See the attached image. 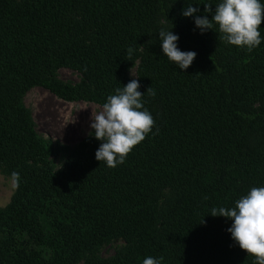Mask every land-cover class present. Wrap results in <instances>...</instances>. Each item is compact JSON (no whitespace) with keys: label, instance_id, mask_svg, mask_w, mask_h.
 <instances>
[{"label":"trees","instance_id":"trees-1","mask_svg":"<svg viewBox=\"0 0 264 264\" xmlns=\"http://www.w3.org/2000/svg\"><path fill=\"white\" fill-rule=\"evenodd\" d=\"M220 2L0 0V173L15 184L0 207V264H256L232 220L210 212L264 187V22L249 52L182 15L191 5L211 19ZM161 28L196 53L187 69L163 54ZM132 69L154 126L124 163L97 161L89 133L67 146L37 132L28 90L102 106Z\"/></svg>","mask_w":264,"mask_h":264},{"label":"clouds","instance_id":"clouds-1","mask_svg":"<svg viewBox=\"0 0 264 264\" xmlns=\"http://www.w3.org/2000/svg\"><path fill=\"white\" fill-rule=\"evenodd\" d=\"M204 4V12H212L211 4ZM198 7L188 5L182 11L184 17H194L195 26L201 34L218 26L219 33L230 45L245 48L251 52L261 44V23L264 22V4L260 0H222L215 6L211 19L195 15ZM173 25L171 24V28ZM168 29L158 32L163 54L179 69H187L196 53L181 51L177 47L179 37ZM133 49H128L131 57ZM130 60V59H128ZM138 79H131L126 86L117 88L114 95L107 97L101 110L91 112L89 135L100 141L95 152V159L106 163L108 168H115L124 163L132 149L142 142L152 131L154 120L144 108L138 91ZM150 91V88L147 89ZM153 96L155 92L151 93ZM18 173H13L18 179ZM210 215L222 216L232 220L227 229L231 238L241 250L255 257L256 264H264V187H253L240 197L231 208H212ZM163 258L161 257L160 260ZM160 260L146 257L143 264H160Z\"/></svg>","mask_w":264,"mask_h":264},{"label":"rangeland","instance_id":"rangeland-1","mask_svg":"<svg viewBox=\"0 0 264 264\" xmlns=\"http://www.w3.org/2000/svg\"><path fill=\"white\" fill-rule=\"evenodd\" d=\"M58 75L64 81L79 80V73L68 68H61ZM130 76L135 78L134 69L130 72ZM24 102L32 114L37 132L54 142L67 146L76 144L92 131L90 129L91 112L99 111L102 107L87 101H63L42 87L28 90ZM53 160L58 163L60 159L54 156ZM14 189V182L0 173V207L9 202ZM112 253V248L105 247L102 256L106 257Z\"/></svg>","mask_w":264,"mask_h":264}]
</instances>
